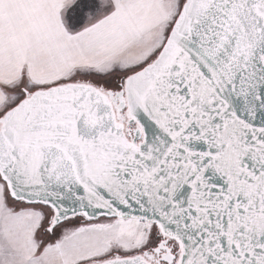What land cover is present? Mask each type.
I'll use <instances>...</instances> for the list:
<instances>
[{
	"label": "snow or ice",
	"instance_id": "snow-or-ice-1",
	"mask_svg": "<svg viewBox=\"0 0 264 264\" xmlns=\"http://www.w3.org/2000/svg\"><path fill=\"white\" fill-rule=\"evenodd\" d=\"M0 264H264V0H0Z\"/></svg>",
	"mask_w": 264,
	"mask_h": 264
}]
</instances>
